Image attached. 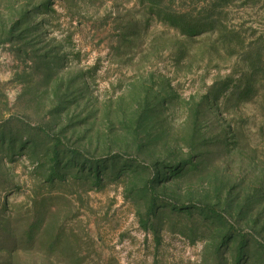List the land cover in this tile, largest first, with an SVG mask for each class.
<instances>
[{"label": "rangeland", "instance_id": "1", "mask_svg": "<svg viewBox=\"0 0 264 264\" xmlns=\"http://www.w3.org/2000/svg\"><path fill=\"white\" fill-rule=\"evenodd\" d=\"M143 2L0 0V264H264V0Z\"/></svg>", "mask_w": 264, "mask_h": 264}, {"label": "trees", "instance_id": "2", "mask_svg": "<svg viewBox=\"0 0 264 264\" xmlns=\"http://www.w3.org/2000/svg\"><path fill=\"white\" fill-rule=\"evenodd\" d=\"M147 5L157 13V15L164 21L168 26L177 30L180 36H195L205 34L212 31L216 27V20L214 11L219 9V14L228 6L229 0H210L206 6H202L199 11L198 8L199 0L195 3V0H190L189 7L191 10L175 11L171 10V6L174 5L175 0H143ZM143 2V3H144ZM203 3L205 0L202 1ZM191 3V4H190ZM206 9H210L206 10ZM248 64L249 69L254 74L264 76V46H255L247 55L244 56ZM239 86H235L231 91V96L237 95L242 97L243 101L251 99L252 95L250 91V85L247 84L242 91L239 90ZM55 175V173H54ZM53 175V176H54ZM243 246L239 248L241 251Z\"/></svg>", "mask_w": 264, "mask_h": 264}]
</instances>
